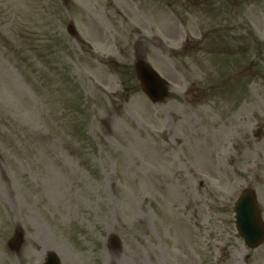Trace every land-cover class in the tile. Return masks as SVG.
<instances>
[{"label":"rangeland","instance_id":"374dc122","mask_svg":"<svg viewBox=\"0 0 264 264\" xmlns=\"http://www.w3.org/2000/svg\"><path fill=\"white\" fill-rule=\"evenodd\" d=\"M245 187L264 222V0H0V264H264Z\"/></svg>","mask_w":264,"mask_h":264},{"label":"water","instance_id":"95a60500","mask_svg":"<svg viewBox=\"0 0 264 264\" xmlns=\"http://www.w3.org/2000/svg\"><path fill=\"white\" fill-rule=\"evenodd\" d=\"M62 1L66 4L68 0ZM67 31L69 34L75 35L71 24L67 25ZM134 70L143 93L151 102H161L167 95V85L162 77L144 60H137L134 63ZM234 219L236 230L248 248H256L264 242V224L252 190H244L235 202ZM22 238V233L18 230L15 231L13 237L8 241V247L13 251L18 249ZM110 243L112 248H115L118 241L112 237ZM41 264H60V261L55 253L47 251Z\"/></svg>","mask_w":264,"mask_h":264},{"label":"flooded vegetation","instance_id":"af4514ba","mask_svg":"<svg viewBox=\"0 0 264 264\" xmlns=\"http://www.w3.org/2000/svg\"><path fill=\"white\" fill-rule=\"evenodd\" d=\"M242 28V32H244V29H243V27H241Z\"/></svg>","mask_w":264,"mask_h":264}]
</instances>
